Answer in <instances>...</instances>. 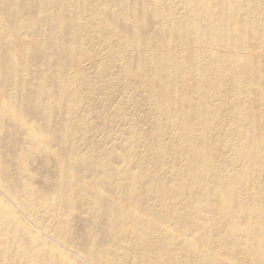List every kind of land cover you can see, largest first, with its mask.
<instances>
[{"label": "bare ground", "instance_id": "6f19581e", "mask_svg": "<svg viewBox=\"0 0 264 264\" xmlns=\"http://www.w3.org/2000/svg\"><path fill=\"white\" fill-rule=\"evenodd\" d=\"M18 139L130 202L79 195L80 246L36 220L61 217L32 174H7L0 264H264V0H0V149Z\"/></svg>", "mask_w": 264, "mask_h": 264}, {"label": "rangeland", "instance_id": "374dc122", "mask_svg": "<svg viewBox=\"0 0 264 264\" xmlns=\"http://www.w3.org/2000/svg\"><path fill=\"white\" fill-rule=\"evenodd\" d=\"M133 63V61H132ZM43 97V95H41ZM17 102L14 103V106H17ZM29 114L32 117L33 113L37 110V107H31L28 108ZM25 110V112L27 111ZM89 125L92 127H99L100 124L98 122L92 121ZM116 127L112 125H103L101 126V132L104 136H107L111 133V131H114V134L116 132ZM46 130V129H45ZM49 133L55 134L57 133V130L55 128L49 129ZM13 135L11 139H16ZM126 136V134L122 135ZM121 136V137H122ZM121 137L119 140H121ZM18 146L17 150H15V144L10 142L9 145L3 146L0 150L2 151L1 157H0V164L3 165V169L6 171L5 173L1 174L0 177L3 180L2 183H0V196L2 195L1 189H8L5 187L4 182H8L10 179L7 178H14V184L11 188H15L18 182L20 181L19 175H25L26 177L29 175H33V180L35 182L34 186L36 187V191L34 193L35 197H38L40 195H46L48 199V203L50 206H52L55 210V216L60 215V220L52 219L51 215L43 213L42 211L38 210L37 208H33L35 213L37 214L36 219L41 225L46 226L47 228L53 229L56 227L58 229V233L60 232H66L73 230L74 235L76 238H78V242L80 246H82L84 243L87 242V240H93L95 239L92 231L88 227H84V224L80 222L83 217L88 216L90 213H88V209L90 207L78 205L76 203V200L78 199L79 195H88L93 196L95 193H101V195L107 200V206L109 208H114L117 206V200L122 202V205L120 208L123 207L127 202L121 199L120 197L115 195V192L113 191L112 185L113 183L108 180L105 176H102L100 173H88L86 171H80L74 169L73 172H71V175L69 173H65L64 169H70V162L67 159H61L64 163L61 164V168H57L55 165V162L60 160L59 157H52V158H44L43 155H41L40 152H38V148L40 149L43 146V143L40 141L37 144H33L27 141H22L20 139L17 140ZM49 145V144H48ZM47 145V146H48ZM9 146V148H8ZM51 149H54L58 154L61 153L62 146L61 145H49ZM133 149V147H131ZM22 149L24 150L22 154H20V157H17L16 154L18 152H21ZM135 151H139L141 149V146H135ZM53 150V151H54ZM33 152V153H32ZM61 155V154H60ZM16 156V157H15ZM114 157V155H112ZM150 162L154 161L153 159H149ZM26 164V165H23ZM111 165L115 164L113 160H111ZM21 166V168L17 171L16 167ZM27 166V167H26ZM93 169V168H91ZM137 170V168L132 169L131 171L134 172ZM9 175L7 178H4L6 175ZM30 177V176H29ZM113 179V178H110ZM108 180V183H107ZM67 182L71 184H67ZM10 188V189H11ZM54 189H59V192H54ZM15 193L18 196L19 202H24V198L28 196V191L26 189H14ZM70 195L74 199V204L71 203H64V200L62 199L63 196ZM3 196V195H2ZM22 204V203H21ZM89 206V205H88ZM213 206V205H212ZM26 212H27V208ZM139 214L137 208L133 206L131 211V216L135 217ZM68 222L72 229H69L68 227H64L60 223ZM77 223V227L79 229H83L82 231H77L73 228L74 224ZM143 226V225H142ZM135 227L131 222H128L126 226H118L115 227L113 230L114 234H121L122 232L126 231L125 239L127 242L133 241V234L131 230ZM56 233V234H58ZM11 235V233L9 234ZM11 239H13L10 236ZM72 238V237H70ZM48 240V239H47ZM4 246L0 244V251H3ZM143 251V250H142ZM137 254H143L139 253L137 251H134ZM156 252V251H155ZM172 252V251H171ZM168 252V253H171ZM159 254L158 252H156ZM190 254V253H189ZM133 255V253H132ZM188 255V254H185ZM9 264V263H7ZM86 264V263H85Z\"/></svg>", "mask_w": 264, "mask_h": 264}]
</instances>
